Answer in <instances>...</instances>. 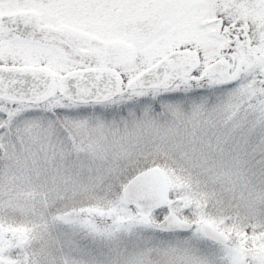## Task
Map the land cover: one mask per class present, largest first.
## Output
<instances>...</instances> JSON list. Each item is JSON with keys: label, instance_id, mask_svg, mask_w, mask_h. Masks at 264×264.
Returning <instances> with one entry per match:
<instances>
[{"label": "snow or ice", "instance_id": "6c2138e0", "mask_svg": "<svg viewBox=\"0 0 264 264\" xmlns=\"http://www.w3.org/2000/svg\"><path fill=\"white\" fill-rule=\"evenodd\" d=\"M180 6L0 0V264H49L32 241L53 230L75 264L131 243L264 264V219L216 191L249 167L264 182V0Z\"/></svg>", "mask_w": 264, "mask_h": 264}, {"label": "rangeland", "instance_id": "374dc122", "mask_svg": "<svg viewBox=\"0 0 264 264\" xmlns=\"http://www.w3.org/2000/svg\"><path fill=\"white\" fill-rule=\"evenodd\" d=\"M188 21V20H187ZM251 167L239 171L238 176L232 177L231 182H226L223 186L218 185L216 191L218 196L221 195L229 197L234 202L235 209L232 210L239 215L241 219L243 216L251 213L253 220L264 219V182L260 177L259 171H254ZM69 202L88 200V192L86 188V181L80 180L74 188H70L68 192ZM224 206H227L226 204ZM254 209L256 211L254 212ZM28 219V217H22ZM248 220V218H244ZM131 250H127L124 246L120 250V264H169L171 256L165 248L149 245L145 250H141L140 246H146L140 243ZM34 248L42 250L46 260L49 264H75L81 259L80 251L69 242L68 237L57 236L56 231L51 233L48 231H38L36 239L32 241ZM130 252L132 257L137 258V261L129 260L128 257L124 259L125 250ZM140 250L142 251L140 253ZM134 261V262H133Z\"/></svg>", "mask_w": 264, "mask_h": 264}, {"label": "trees", "instance_id": "16d2710c", "mask_svg": "<svg viewBox=\"0 0 264 264\" xmlns=\"http://www.w3.org/2000/svg\"><path fill=\"white\" fill-rule=\"evenodd\" d=\"M250 171H252V168H251V170ZM256 171V170H255ZM257 172V171H256ZM219 198H220V201L225 205H227V206H225L226 208H229V209H232V210H234L235 212L236 211H238V209H235V208H233L234 207V202H233V200L232 199H230L229 197H227V196H224L223 198L221 197V195H219ZM256 211V209H254V212ZM239 215H241V214H239ZM244 218H248V220H253V217H252V214L251 213H249V214H247V215H245V216H243V219ZM254 220H255V218H254ZM135 244V243H134ZM138 244H135V245H133L132 243L131 244H128V245H126V247H127V250L129 249V250H131L132 248H134V247H136ZM147 246H149V245H146V246H140V249L141 250H145V248L147 247ZM150 247V246H149ZM125 250V249H124ZM127 250H125V255H124V259H126V258H128V257H130L131 255H133V254H131L130 252H128ZM140 250V253L142 252ZM129 260H134V261H137V258H135L134 256L132 257H130L129 258ZM133 261V262H134Z\"/></svg>", "mask_w": 264, "mask_h": 264}, {"label": "flooded vegetation", "instance_id": "af4514ba", "mask_svg": "<svg viewBox=\"0 0 264 264\" xmlns=\"http://www.w3.org/2000/svg\"><path fill=\"white\" fill-rule=\"evenodd\" d=\"M176 11L177 15L183 16L187 21L191 20L198 10L194 7V0H181V6Z\"/></svg>", "mask_w": 264, "mask_h": 264}]
</instances>
